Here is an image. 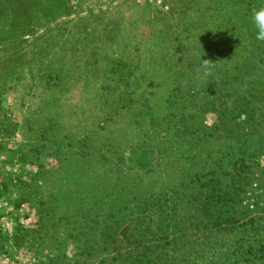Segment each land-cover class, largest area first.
Listing matches in <instances>:
<instances>
[{"label":"rangeland","instance_id":"obj_1","mask_svg":"<svg viewBox=\"0 0 264 264\" xmlns=\"http://www.w3.org/2000/svg\"><path fill=\"white\" fill-rule=\"evenodd\" d=\"M261 7L0 0V264H264Z\"/></svg>","mask_w":264,"mask_h":264},{"label":"clouds","instance_id":"obj_2","mask_svg":"<svg viewBox=\"0 0 264 264\" xmlns=\"http://www.w3.org/2000/svg\"><path fill=\"white\" fill-rule=\"evenodd\" d=\"M253 24L256 30V39L264 41V7L253 10ZM215 62L211 59H202L201 68L210 70L215 67Z\"/></svg>","mask_w":264,"mask_h":264},{"label":"trees","instance_id":"obj_3","mask_svg":"<svg viewBox=\"0 0 264 264\" xmlns=\"http://www.w3.org/2000/svg\"><path fill=\"white\" fill-rule=\"evenodd\" d=\"M244 152H246V150H245ZM247 166H248V165H247ZM222 179H223V178H221V182L223 181ZM222 189H223V188H222ZM217 194H218L219 201H221V199L223 198L224 194H225V195H228V194H229V191L227 190V191H225V192H222V190H218V191H217Z\"/></svg>","mask_w":264,"mask_h":264}]
</instances>
